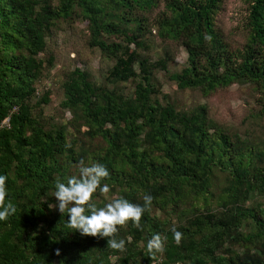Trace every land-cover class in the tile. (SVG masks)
I'll return each mask as SVG.
<instances>
[{"label":"trees","instance_id":"1","mask_svg":"<svg viewBox=\"0 0 264 264\" xmlns=\"http://www.w3.org/2000/svg\"><path fill=\"white\" fill-rule=\"evenodd\" d=\"M224 2L0 0V123L10 117L0 175L17 206L0 221V264H264V0H248L241 47L217 23ZM76 21L110 65L100 75L83 59L65 69L59 108L71 117L57 122L45 111L52 91L40 85L61 61L49 49L54 29ZM180 46L188 62L170 71ZM163 71L177 90L205 98L248 85L256 105L229 127L207 102L180 107L163 90ZM81 159L109 170V196L92 198L98 208L154 197L140 228L118 226L123 252L68 228V213L49 207L56 180L79 176ZM155 234L167 241L151 259Z\"/></svg>","mask_w":264,"mask_h":264},{"label":"rangeland","instance_id":"2","mask_svg":"<svg viewBox=\"0 0 264 264\" xmlns=\"http://www.w3.org/2000/svg\"><path fill=\"white\" fill-rule=\"evenodd\" d=\"M248 7V0H225L217 15V23L233 47H241L246 41L245 19ZM87 41V27L86 23L82 21L72 22V24L62 23L59 28L54 29L50 39L49 49L61 61L57 63L49 78L45 79L40 87L52 91V102L45 106V111L48 114L56 112L59 115L57 122L71 117L69 111L59 108V103L63 98L61 83L64 79L65 69L72 67L75 63L80 65V61L83 59L100 75L99 70L110 65L104 58L102 59L99 49H92L88 46ZM160 52L159 44L153 51V58L157 59ZM187 62L188 52L184 46H180L176 58L169 64V69L170 71H180ZM158 79L163 90L170 93L180 107L189 108L196 103L207 102L211 107L212 115L232 128L241 127L246 115L256 105L251 94L252 89L248 85L234 84L228 89L218 91L209 98H205L199 92L191 89L177 90V87L169 82L165 71L158 74Z\"/></svg>","mask_w":264,"mask_h":264},{"label":"clouds","instance_id":"3","mask_svg":"<svg viewBox=\"0 0 264 264\" xmlns=\"http://www.w3.org/2000/svg\"><path fill=\"white\" fill-rule=\"evenodd\" d=\"M109 177L108 168L99 162L86 164L80 160L79 176H71L67 182L59 179L55 182L54 195L57 204H50V208H57L61 214L68 213L69 219L66 226L81 235L99 238H108L107 247L123 252L126 241L117 239L118 226H125L129 221L137 228L141 227V218L145 212L151 211L154 197L151 194H144L143 205L131 203L124 197H113L103 207H97L93 202V195L99 191L107 197L110 187L101 182ZM8 177L0 175V221H6L10 216L17 212V206L8 200L9 192L7 189ZM173 239L179 245L183 239V233L178 231L175 226L171 228ZM167 237L155 234L147 242V251L151 259L156 258L157 253H163ZM57 256L60 250L57 249Z\"/></svg>","mask_w":264,"mask_h":264},{"label":"built area","instance_id":"4","mask_svg":"<svg viewBox=\"0 0 264 264\" xmlns=\"http://www.w3.org/2000/svg\"><path fill=\"white\" fill-rule=\"evenodd\" d=\"M9 123H10V117L6 118L4 121L0 123V129L5 126H9Z\"/></svg>","mask_w":264,"mask_h":264}]
</instances>
